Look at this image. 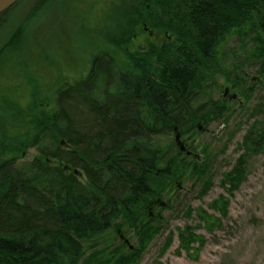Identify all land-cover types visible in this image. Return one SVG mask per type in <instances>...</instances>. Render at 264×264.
Segmentation results:
<instances>
[{"label": "trees", "instance_id": "obj_1", "mask_svg": "<svg viewBox=\"0 0 264 264\" xmlns=\"http://www.w3.org/2000/svg\"><path fill=\"white\" fill-rule=\"evenodd\" d=\"M125 8L124 65L97 54L83 78L58 89L52 113L42 104L40 113H24L36 121L27 146H37L40 155L21 163L0 158V264H136L163 229L155 209L186 168L202 183L199 194L212 187L207 161L182 151L170 136L194 135L234 115L231 96L214 97L219 49L229 36L252 34L249 59L264 78V0H139ZM23 30L0 45V68L16 62ZM146 32L157 37L146 50H127L133 36ZM235 65L225 77L238 89L246 73ZM238 147L242 152L221 179L230 193L248 179L252 156L264 150V118ZM211 206L227 215L225 197ZM197 214L209 231L222 227V215ZM127 227L138 237L134 248L125 241ZM194 229H180L182 247L202 243Z\"/></svg>", "mask_w": 264, "mask_h": 264}, {"label": "rangeland", "instance_id": "obj_2", "mask_svg": "<svg viewBox=\"0 0 264 264\" xmlns=\"http://www.w3.org/2000/svg\"><path fill=\"white\" fill-rule=\"evenodd\" d=\"M39 2L19 1L0 24V45L18 27L24 28V44L14 55L16 62L0 68V158L15 157L18 163L40 155L37 146H27V131H32L36 121L25 112L40 113L42 104L48 105L52 113L58 89L83 78L99 53L113 55L124 65L119 41L125 34V7L133 5L132 0H53L44 6ZM251 36H229L219 49L222 70L214 78V97L237 93L238 98L231 104L236 109L234 115L227 124L215 121L203 126L200 133L182 138L186 146L194 149L192 155L196 159L207 161L211 189L199 194L202 183L196 181V174L190 177L192 168H186L178 188L163 199L168 203L171 198L170 206L160 204L155 209L163 229L147 243L136 264H264V150L249 160L248 179L238 190L227 192L221 184L223 173L232 169L242 152L238 144L255 120L264 118V78L256 73L258 64L249 59L254 47ZM156 39L150 32L141 33L133 36L126 48L146 50ZM240 63L246 79L237 89L228 83L225 72ZM226 89L230 95H225ZM12 105L16 106L14 110ZM18 109L24 111V116ZM12 146L17 150L10 151ZM224 197L228 201L226 216L211 206ZM198 209L222 215V227L209 231L199 220ZM186 225L195 228L204 239L202 243L196 241L187 249L182 247L179 232ZM126 230L129 245H139L135 231L130 227Z\"/></svg>", "mask_w": 264, "mask_h": 264}, {"label": "water", "instance_id": "obj_3", "mask_svg": "<svg viewBox=\"0 0 264 264\" xmlns=\"http://www.w3.org/2000/svg\"><path fill=\"white\" fill-rule=\"evenodd\" d=\"M20 0H0V15L5 12L6 10H8L9 8H11L12 6H14L17 2H19ZM229 89H226V92H228ZM238 98V94L237 93H233L231 95V100H236ZM241 104L243 103L242 101H240ZM202 127H200L199 129L201 130ZM175 130L177 131L178 128L176 127ZM175 141L177 142V144L179 145L180 149L184 152H186L188 155H192L193 151L187 149L186 144L184 143V141L181 138V134L180 133H176L175 136ZM75 172H79L78 169L75 170ZM168 203L167 202H163L162 206H167ZM122 238H124V236L122 235ZM127 244H129V240L126 239L125 240ZM131 248H133V246L131 245Z\"/></svg>", "mask_w": 264, "mask_h": 264}, {"label": "flooded vegetation", "instance_id": "obj_4", "mask_svg": "<svg viewBox=\"0 0 264 264\" xmlns=\"http://www.w3.org/2000/svg\"><path fill=\"white\" fill-rule=\"evenodd\" d=\"M21 1V0H20ZM40 2L38 3V4H40V6L41 5H43L44 6V4H47L48 2H51V1H53V0H39ZM139 2V0H132V3L133 4H137ZM18 3V2H17ZM16 3V4H17ZM2 21H3V19H2ZM2 22H1V18H0V24H1ZM225 95H230V90L228 91V92H226L225 91ZM231 96V95H230Z\"/></svg>", "mask_w": 264, "mask_h": 264}]
</instances>
